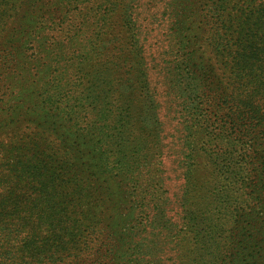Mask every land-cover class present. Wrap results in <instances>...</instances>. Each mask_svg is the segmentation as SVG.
I'll return each mask as SVG.
<instances>
[{
  "label": "trees",
  "instance_id": "trees-1",
  "mask_svg": "<svg viewBox=\"0 0 264 264\" xmlns=\"http://www.w3.org/2000/svg\"><path fill=\"white\" fill-rule=\"evenodd\" d=\"M188 4L73 0L51 13L57 3L32 0L9 14L0 0V264H264V0L209 6L210 45L234 55L231 107L205 119L220 90L210 69L198 100L183 92L168 108L183 114L158 123L147 77L165 67L145 62V44L164 28L174 45ZM37 26L33 65H20ZM172 115L184 119L173 134Z\"/></svg>",
  "mask_w": 264,
  "mask_h": 264
},
{
  "label": "rangeland",
  "instance_id": "rangeland-1",
  "mask_svg": "<svg viewBox=\"0 0 264 264\" xmlns=\"http://www.w3.org/2000/svg\"><path fill=\"white\" fill-rule=\"evenodd\" d=\"M5 1L10 2V5L8 7H2V9H10L12 7L13 11H10V14L12 12L18 13L19 11H25L27 4L32 0ZM72 1L73 0H50V3H57V5L51 8V13L54 11V8L58 10L61 9V6L58 4L65 3L66 6ZM212 1L214 0H193V7L191 4H188V8L184 10L181 8L178 9L180 15L175 18L183 22L184 28L183 30H178L175 34L177 40L174 45L164 41L168 32L164 28H159L157 31L151 32V42L145 44V62L148 64L158 62L165 67V70H163L164 75H157L154 72L147 77L150 84L156 87L155 92L158 97L159 105L161 106V109L158 110L160 113V115H158V123L162 122V117H167L170 112L173 114H183L184 111L182 112V108L177 106L176 103H172L170 108L172 110L168 109L171 103L170 101L172 99H179V95H182L183 92H185L184 95H190L192 89H194L196 79H198L202 73L209 72L210 69L213 70V72L205 76L206 84L208 88H219L220 90L217 92L218 96L214 98V103L216 104L207 107L208 111L207 114H205V119L209 117L214 118V113L218 110L219 104L224 107L225 111L231 107L230 100L229 103H227L225 99L227 95L236 94L238 82L233 75L227 73L226 67L231 63L234 55H232V57L228 54L222 56L221 53H219L217 49H214L209 43L208 38L212 33V20L209 15L211 14L209 6ZM47 16L48 14H46L43 19H46ZM60 18V15H57L53 21L59 23ZM158 18L159 15H155L154 18L150 20V23L156 22ZM49 24V21L44 22L43 28H47ZM149 27L152 28V25L150 24ZM39 34H42V29H40L39 26L34 27V34L27 44L28 55L25 54V58H23L24 61L20 62V65L25 62L30 64L29 66L33 65V63L30 62L33 61V57H36L34 56L36 47L40 45L41 38ZM150 45H152V47H150ZM171 46L177 47V50L176 48H172V50ZM158 54H160V57H155ZM1 55L2 53L0 52V56ZM38 57L41 59V56ZM181 66L182 68L179 70ZM170 67L171 70L169 71ZM172 69L175 72H173ZM170 80L172 83H170ZM171 86L172 89L170 90ZM190 97V100H192V98L198 100L195 99L194 95H190ZM258 104L257 107L260 108L261 111H264V107H261L263 103L259 102ZM262 106H264V104ZM179 120L182 122L184 119L182 120L180 116ZM179 120L176 117L173 118V115L171 116V121L167 124L168 131H170L171 134H173L172 131L176 132L175 127L177 123H179ZM154 123L155 122L152 124ZM176 137H178V135H176ZM141 185L142 188L147 189L146 182L144 183L143 181ZM174 185L181 187L180 183L174 182ZM172 209H174L173 205H168L167 210L171 211ZM95 260V255L87 256L86 259L83 260L68 257L57 264H93Z\"/></svg>",
  "mask_w": 264,
  "mask_h": 264
}]
</instances>
